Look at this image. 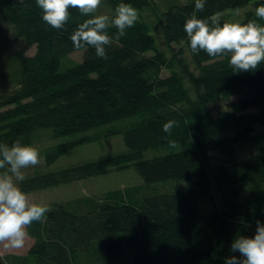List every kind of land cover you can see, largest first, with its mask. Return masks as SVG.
<instances>
[{"label": "trees", "instance_id": "16d2710c", "mask_svg": "<svg viewBox=\"0 0 264 264\" xmlns=\"http://www.w3.org/2000/svg\"><path fill=\"white\" fill-rule=\"evenodd\" d=\"M122 2L139 19L101 59L91 47L74 48L70 35L88 18L76 9L57 31L44 23L35 0H0V143L82 133L47 150L50 166L82 143L123 136L124 151L26 176V193L130 166L146 184L171 188L85 212L80 202L46 204L44 220L28 229L31 247L0 252V264H225L226 257H239L233 240L264 223V155L236 157V146L264 128V64L236 73L227 57L192 53L183 25L195 0H166L163 7L157 0H103L110 16ZM250 4L257 8L264 0H206L197 15L224 23V12ZM145 10L153 17L144 19ZM156 18L169 55L151 29ZM249 20L264 24L254 9L240 23ZM107 31L116 36L114 27ZM18 39L36 45L35 53L11 50ZM75 51L84 52L81 61L70 57ZM169 120L175 121L171 134L163 131ZM115 122L104 134L88 132ZM212 152L223 160L213 164ZM201 199L213 209L202 211Z\"/></svg>", "mask_w": 264, "mask_h": 264}, {"label": "clouds", "instance_id": "9594fccd", "mask_svg": "<svg viewBox=\"0 0 264 264\" xmlns=\"http://www.w3.org/2000/svg\"><path fill=\"white\" fill-rule=\"evenodd\" d=\"M102 3L103 0H35L44 23L57 31L65 30L71 9L88 17L71 33L73 46L76 50L91 47L98 58L107 59L106 49L135 25L140 14L131 4L122 2L109 16L100 12ZM205 4L206 0H195V10L183 25L191 52L227 57L230 68L236 73L254 72L264 64V24L256 20L221 23L217 15L199 18L197 13L205 10ZM255 15L264 20V4L256 8ZM110 27L117 30L115 37L109 35ZM174 125L175 121L165 122L163 131L171 134ZM39 163V148L23 143L22 138L11 144L0 143V245L5 249L24 248L28 229L33 223L42 222L50 210L43 201L30 199L21 186L26 178L24 170ZM231 251L238 252L239 257H226L225 264H264V223L257 221L252 236H237Z\"/></svg>", "mask_w": 264, "mask_h": 264}, {"label": "rangeland", "instance_id": "374dc122", "mask_svg": "<svg viewBox=\"0 0 264 264\" xmlns=\"http://www.w3.org/2000/svg\"><path fill=\"white\" fill-rule=\"evenodd\" d=\"M161 6L165 4L166 0H157ZM163 7V6H162ZM250 9L256 10L253 5H246L237 10H228L223 13L226 21L231 22H240L243 19ZM100 12L103 14H108L107 7L102 3ZM150 11L145 10L142 12L144 19H149L153 17L152 14L149 17L146 15ZM151 29L157 35L160 47L164 48L168 55L170 54L165 41L163 39L161 26L157 18L151 20ZM27 47V43L24 39L16 40L11 50H16L19 48ZM36 51V45H31L27 47L26 54L32 55ZM83 51H75L70 57L74 60L81 61L84 57ZM164 75H168V72H164ZM6 88H8L6 86ZM238 97L234 96L232 100H236ZM218 106L221 103L217 104ZM223 107V106H219ZM118 122L103 125L91 131H88L89 134H104L112 126L116 125ZM230 134L232 131H229ZM81 134H75L70 136H62L55 139L50 137V134H43L42 139L33 145L37 146L40 150V163L35 167H30L25 169V176H31L38 172H48L53 170H58L64 167L71 166L73 164H78L84 161L99 159L107 155L114 153H119L127 149V146L124 142L123 136L119 134H111L108 136H103L102 139L82 143L72 149L70 152H67L61 155L54 164L47 165L45 154L48 152V149L60 144L62 142L71 140ZM150 151V150H149ZM148 151V152H149ZM147 152V153H148ZM152 152V151H150ZM149 152V153H150ZM153 153H150L152 155ZM264 155V128L257 126L254 132V137L249 142H242L236 146V157L238 160L246 159L249 157H256ZM213 164L218 163L223 160V157L217 153L212 152ZM155 185V186H152ZM157 187V191H166L171 188L169 183H159L148 185L144 182L143 177L138 173V171L130 166L125 169H111L108 173L104 175H98L94 177L85 178L82 180L72 181L64 184H60L55 187H51L44 190H37L27 193L33 201L39 202L43 201L45 204H50L53 202H69L73 201V205H78L80 202L81 208H78L80 211H87L96 204L109 201V202H118L122 201V198L127 195L129 198L140 194H149L154 192ZM156 191V192H157ZM143 199V198H142ZM219 200V199H218ZM200 208L204 212H209L213 209V204L210 201H205L201 199L199 202ZM34 243V238L29 234L26 245L24 248L19 250L5 249L3 245H0V252L5 253H25L31 245Z\"/></svg>", "mask_w": 264, "mask_h": 264}]
</instances>
